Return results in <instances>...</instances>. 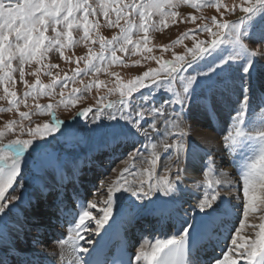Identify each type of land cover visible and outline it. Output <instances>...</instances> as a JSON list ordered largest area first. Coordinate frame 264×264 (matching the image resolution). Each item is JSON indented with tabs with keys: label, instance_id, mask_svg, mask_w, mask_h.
I'll return each instance as SVG.
<instances>
[{
	"label": "snow or ice",
	"instance_id": "obj_1",
	"mask_svg": "<svg viewBox=\"0 0 264 264\" xmlns=\"http://www.w3.org/2000/svg\"><path fill=\"white\" fill-rule=\"evenodd\" d=\"M118 3V0H115ZM187 2V0H185ZM247 3V0H246ZM172 0H141L140 3L116 7L115 3L111 6V11L115 13L116 20L108 21V25H119L120 19H125L124 26L121 27V35L113 37L110 42H102L101 49L111 52V62L116 63L117 51H126V46L132 44V33L137 27L134 23L135 16H139L138 28L140 31L147 33L150 27L155 24H148L149 17L159 14L161 18L175 16L174 12L167 9L174 7ZM217 10L221 5L219 0L216 3ZM192 7H201V5L193 4ZM99 8L105 19L109 16V4L100 3ZM240 11L245 15L240 19L239 23H219L215 18L212 24L220 32H213L212 28L205 26L198 29L201 32H208L214 36L210 42L201 47L200 43H196L194 48L190 50L192 56L191 61H185L183 57H176L175 62H166L161 68L154 72H145L128 85H118L121 99L117 104L108 103L103 111L97 108L90 127L91 137L99 138L106 148H113L123 143L127 139V133L120 126L123 121L125 125H130L135 132L140 133L148 138V143L144 146L147 150L149 147L151 159L148 163L152 166L147 170L148 184L147 188L141 182L140 187L134 188L124 180V173H121V179L117 180L108 189L107 200L104 201V207L100 209L102 215L95 219V228L90 227V222L94 219L90 211L95 204L83 203L79 205L78 220L72 229V247L76 253H84L86 256H76L75 264H196L193 258L196 250L210 242L215 235V229L220 223L222 212L217 203V193L213 191L211 194L205 193L204 198L200 200L198 212L201 214L199 221L193 222V216L187 217L181 225L182 231L179 235H173L168 239H157L151 246V251L141 250L133 260L132 257H126L122 250L113 252L111 255L106 251V240L115 235L116 226L124 222L136 214L138 209L144 205L145 201L152 202L153 207L150 211L153 214L167 216L174 207V201L169 199L154 200L153 198L159 193V197H172L178 191V182L181 180L184 168L182 164H186L189 159V148L184 141L185 133L181 130V113L187 107L194 85L197 83L198 77H207L210 73L218 69H223L230 61L243 60V72L247 77H251L249 71L252 68L256 51H250L248 44H259V54L264 57V20H257V17L264 15V0H255L254 3H247V6H241ZM96 11L88 0H0V84L5 80L12 81L10 74L13 70L12 61L18 60L20 65V79L24 81V65L32 61L39 62L47 52L56 47L63 59V49L71 44L76 43L72 39V30L81 28L83 31V40H88L90 30L97 27L96 24H90L88 17L96 15ZM193 21L195 18H192ZM51 29L54 34L52 37H46L45 33ZM195 33L185 34V38H190ZM251 35V40H249ZM63 37V39H61ZM102 39V38H101ZM247 41L248 43H246ZM180 41H177L179 43ZM144 43H147L145 35ZM228 43L232 45V53L227 57H221L219 62H213L212 66L207 70L186 75L187 69L194 63L211 56L220 49V45ZM138 43L133 47H138ZM151 51V49H147ZM93 59L106 61V57H89L85 62L84 74L88 72H100L103 70V64L97 66L92 63ZM49 68L56 67L50 65ZM50 74V73H49ZM81 75L79 70L75 71L72 77H65V86L69 79L75 81L76 77ZM163 76V80L158 81V77ZM152 82L149 86V93H140L139 97L132 94L138 89L145 87V81ZM178 82L179 91L176 85ZM31 91L26 96H32L39 87L40 94H43L47 88L53 85L41 86L37 81L35 85H27ZM97 88L100 84L95 85ZM92 85H88L85 90H89ZM164 89L169 92L171 99L160 105L150 103V98L156 91ZM7 96L15 97V92H9L8 88H4ZM73 96L69 99L75 103L77 90H72ZM125 97H131L126 99ZM104 98H101L103 100ZM63 102V101H62ZM20 101L15 99L9 100V105H17ZM204 103H208L204 101ZM250 85L247 79L241 84V98L236 114L232 117V128L228 134L224 136V142L228 148H233L238 144L240 139L246 135L241 128L245 123L246 110L249 108ZM178 106V107H177ZM177 108L179 110H177ZM37 109L41 113H47L52 116L50 123H45L40 127L29 128L27 131L28 139L17 138L4 143L0 140V224L4 223V217L11 209L9 205L16 206V202L23 198L24 180L27 171L33 166L30 159L35 152L38 154L39 164L43 167L49 162L50 154L47 152V145L50 141L47 139L53 132L59 131L60 138L65 142H73L77 139L78 133L70 126H65L64 122L57 120L52 112V106L47 109L37 105ZM11 111V107L8 109ZM92 109H86L80 113V116L87 118ZM21 118H28V113H21ZM102 117L106 118L109 123L105 124ZM116 124L113 125L112 122ZM9 130L12 129L10 124ZM23 135L24 129L20 128ZM159 141V145L163 147L165 153H168L166 160L168 161L167 170L170 172L172 166H175V178L170 179L168 176L158 177L153 182L154 169L160 161V155L155 152L156 143H152L153 135ZM4 136V132L0 131V137ZM55 138V137H54ZM255 139L259 142V155L250 163L245 165L243 179V195L245 203L243 206V215L247 217L250 212L258 211V204H264V192L257 195V189H264V131L255 133ZM171 140V142H169ZM172 151H169V150ZM144 153L139 149L130 154V159L143 156ZM210 166V165H209ZM129 171L128 169L125 170ZM207 175V173H205ZM123 181V182H122ZM219 183V181H217ZM15 185V186H14ZM11 189V192L8 190ZM131 192L135 200L138 201L137 208L119 209L117 207L118 197L115 195L120 192ZM7 193V195H6ZM107 225V227H105ZM245 227L243 220L235 229L232 235V244L243 248L241 255L246 259L247 264H264V223L259 225V231L256 232L255 238L251 240L244 239L240 235L241 229ZM103 229V234L101 230ZM94 232L99 239H92L83 233ZM4 239V234L0 231V240ZM83 240L91 248L80 243ZM243 240V243H238ZM63 243V241H61ZM216 264H236V260L229 259L228 254H224L223 260L217 259Z\"/></svg>",
	"mask_w": 264,
	"mask_h": 264
},
{
	"label": "rangeland",
	"instance_id": "obj_2",
	"mask_svg": "<svg viewBox=\"0 0 264 264\" xmlns=\"http://www.w3.org/2000/svg\"><path fill=\"white\" fill-rule=\"evenodd\" d=\"M88 2L93 5L97 13L94 16L90 15L88 17L90 24L97 25V27L90 30L88 40L82 39L83 31L81 28L73 29L71 33L72 39L76 41V43L68 45L63 49V59L61 58L60 52L57 50V48L53 47V49L47 52L46 55L39 60V62L32 61L31 63H26L24 65V81H21L20 79L19 61L13 60L12 68L14 71L10 73L13 77V80H5L3 84H0V131L4 132V136L0 137V140H2L4 143H8L9 141L17 138L28 139L29 137L27 136V131L29 128L34 129L36 127L42 126L45 123L51 122L52 116L46 112L41 113L37 109V105L43 109H47L48 106L51 105L52 112L55 114L56 119L64 122V124L66 122L65 126H70L78 133L77 139L71 143L62 140L60 138L59 131L53 132L50 136H48L47 139L50 141V143L47 145V152L50 154V157L49 162L43 167H41L39 164L38 154L35 152L32 154L30 159L33 161V166L27 171L25 175V180L23 182V198L16 202L15 207H13L11 204L9 205L11 211H9L4 217L5 222L0 224V231H2L3 234L5 233V229L8 226V221L12 219L16 209L18 210V208H20L21 205L33 194V189L35 188V185L38 181L43 182L44 180L42 181V179L52 173L53 169L57 166L60 168H65L69 164L72 165L80 156H83L84 153L86 154L90 149L97 147H102V150L105 149L103 142L99 138L90 136L89 129L90 127H94V125L91 124V121L97 108H101L103 111H108L104 108V105L108 103L118 105L121 99L120 91H122L118 85H128L139 77L143 76L145 72H154L159 70L161 65L166 62H175L176 57H183L185 61H191L192 56L190 54V50L194 48L196 43H200L201 47H203L206 43L210 42L212 39H215V37L210 35L208 32H201L198 31V29L207 26L212 28L213 32H220V30L216 29L212 24L213 18H215L219 23H239L240 19L245 15L240 11V7L247 6V3H254L255 0H247V3L246 0H219L221 5L219 10H217L215 6L217 0H187V2H185V0H172V3L175 6L167 9V11L174 12L175 16H168L166 18H161L159 14L150 16L148 24H155L156 26L150 27V30L147 33L139 30L138 25L140 21L139 16L136 15L134 23L137 25V27L133 30L131 36L132 44L126 46V51L116 52V63L111 62V52L102 50L100 46L102 42H110L113 40V37L120 36V29L125 24V19L121 18L119 25L111 27L108 25L109 20H116L115 13L111 11V6L113 3H115L116 7H122L125 5L140 3L141 0H118V3H116L115 0H88ZM100 3L109 4V16L107 19H105L101 9L99 8ZM193 4L201 5V7L194 8L192 7ZM192 18H195V20L193 21ZM257 20H264V15L257 17ZM187 33L195 34L190 38H185V34ZM45 35L46 37H52L54 34L52 33L51 29H48ZM145 35L147 36V43H144ZM61 39H63V37ZM249 40H251V35H249ZM177 41L180 42L177 43ZM245 42L248 43L247 41ZM137 43L139 46L133 47V45H136ZM248 47L250 51L257 52V56L255 57L256 61H254L252 68L249 69L251 77H247L242 70L244 64L243 60L230 61L229 64L225 65L223 69H218L215 72L210 73L207 77H198L197 83L193 87L189 103L181 113L180 124L181 130L185 133L183 139L186 145H188L189 142L187 139H190L188 137L189 129L194 127L193 124L188 122L185 123L188 117H200L204 121H208L209 119H212V114L219 113L223 115V118L216 124V127L212 123L214 131H212L211 134L213 133L214 138L216 136L215 139L218 143V146L221 144L218 147L220 153L224 154V156H227L231 151V148L226 146L223 139L228 132L224 131L223 129L227 127V130H230L232 128V117L236 114V110L239 107V100L241 98L242 82L245 79H247L249 82L250 100L252 98L251 94L253 92L256 94V97L264 96V57H261L259 54V44H248ZM147 49H151V51H147ZM231 53L232 45L228 43L222 44L216 53H213L211 56L200 60L199 63H194L187 69V73L185 74L191 75L202 70H207L208 67L212 66L213 62H219L221 57L227 58ZM101 55L107 58L106 61L102 62L99 59H93L92 63H95L98 67L103 64V70L100 72L92 71L84 74L85 62L88 60V58L90 56L95 58ZM50 65H56V67L49 68L48 66ZM77 70L81 72V75L77 76L75 81L69 79L65 86V77H72L74 72ZM157 79L158 81L163 80V76L161 75V77H158ZM37 81L41 86L53 85L54 81L55 85L54 87L47 88L43 94H40V89L38 87L32 96H26V93L31 91V89L30 87H26L25 82L27 85L31 86L37 84ZM97 83L100 84L99 88L95 86ZM151 84V81L146 80L145 87L138 89V91L132 95L139 97L141 92L148 94V88L151 86ZM88 85H92V87L89 90H85ZM5 87L8 88L9 92H15V97L7 96L4 92ZM176 88L177 91L180 90L178 87V82ZM73 89L77 90L76 96L79 97L78 99L73 97V99H75L74 104L72 103V100L69 99L70 96H73ZM161 95H163V97L168 96V99L160 98ZM170 95L171 94L166 90L160 89L151 96L150 103L158 106L165 101H169L171 99ZM101 98L104 99L101 100ZM125 98L131 99V97ZM10 99L18 100L20 103L10 106ZM204 101H207L208 103L206 104ZM259 101L260 98L258 101L251 100L250 106L246 110L245 123L243 124L255 127L257 130H260V127L262 128L263 124L259 125V127L256 126L264 119V117L261 115L258 116L250 114V110L253 111L254 105L256 104L259 106H256V109L263 113L262 107L260 106L264 107V102ZM10 107L11 111L8 110ZM83 107H92L93 111L87 116L86 119L84 118L83 120L73 124L69 123L71 117L76 113V111ZM177 110L179 109L177 108ZM21 113H28V118L22 119L20 115ZM101 119L103 123H109L106 118L102 117ZM256 122L258 123L256 124ZM206 123L207 122L203 123L202 126L196 125V127L207 131L208 128H206ZM10 124L12 125L11 130H9L8 127ZM112 124L115 125L116 122L113 121ZM243 125H241V128H244ZM120 126L126 131L127 139L123 143L112 148L113 151H117V153H115V155H118L117 157H113V154L108 155V152L106 154L105 150H107V148L103 151L104 154L101 155L103 158L110 156L109 160L104 159L102 161V164H106L108 167L104 171L100 170L97 172V178L93 180L94 182L92 184L96 189L94 188L93 190H89L91 192H86L89 194L87 197L88 202L90 201L91 203L95 204V207H104V201H106V198L108 197L106 188L108 185L112 186L114 182L120 180L121 173H124V180H126L127 183L129 181L144 183L149 179L147 170H149L152 166L148 163V161L151 159V152L153 150L150 147L146 150L144 147L148 143V138L140 133L135 132V130L132 129L130 125H125L123 121L120 122ZM21 127L24 129L23 135L20 132ZM221 131H223L222 134ZM152 135V143H156L158 145L155 149V152L160 155V160L163 158L165 159L168 153H165L163 147L159 145V141L155 138V134ZM169 142H171V140H169ZM243 142L249 143L247 140ZM137 149L144 153V155L130 159V154ZM169 151L172 150L170 149ZM258 155H255L254 159ZM158 163L154 169L155 174L152 177L153 181H155L156 176L159 177L163 172L167 171V167L165 165L162 166L160 163ZM126 169L129 171L126 172ZM136 171L137 173L139 172V179L135 178L138 176L135 173ZM169 173V178L173 179L175 177L174 165L172 166V170ZM205 173H207V175H205ZM211 175L213 174H210L208 170L200 171V181L204 185H209L210 182L219 181L221 178L219 173H217L218 179H216V176ZM193 178L194 174L190 177L191 182L194 181ZM8 191L11 192V189ZM242 191L243 190L240 192H232L233 195H231L230 198H233L232 200H234V197L241 194ZM241 200L245 203V197ZM95 207L91 208L90 210L94 220L102 215L100 211V213L97 212V214H95L97 211L95 210ZM263 207L264 205H261L258 208V212H255L257 218L264 213ZM240 209L242 211V214H240L243 217V206H240ZM93 213L95 215H93ZM35 214L38 216L39 222L42 221V218L39 217L38 212ZM239 221L240 219H237L238 224L240 223ZM261 223H264V219ZM261 223H259V225ZM259 225L257 226L258 228L255 227L254 229L256 232L259 230ZM252 226L253 225L248 227L250 231H253L252 228H250ZM28 230L30 231H28L30 236L26 235L27 233H25V229L23 231V235L27 237L26 240L30 238L35 239L37 236H32L33 233L31 232L36 229L31 230L28 228ZM242 234L244 239L247 240H250L253 236L252 232H244V229L241 231L240 235L242 236ZM14 238L17 239L16 236H14ZM9 239L11 241L13 240L10 237ZM238 243H243V240H238ZM22 244L26 245V243ZM17 245L20 249L21 247L19 246V243ZM231 246L235 248L236 253H241L244 250L242 249L239 251L238 245L234 246L232 241ZM35 250H37V248H35ZM23 251L24 250L21 249V252Z\"/></svg>",
	"mask_w": 264,
	"mask_h": 264
},
{
	"label": "bare ground",
	"instance_id": "obj_3",
	"mask_svg": "<svg viewBox=\"0 0 264 264\" xmlns=\"http://www.w3.org/2000/svg\"><path fill=\"white\" fill-rule=\"evenodd\" d=\"M160 98H167L168 99V96L163 97V95H161ZM254 101H256V99ZM256 106L257 105L255 104L253 111L250 110V114H254V115L259 116V115H261V112L256 109ZM211 118L212 119L211 120L209 119L208 121H204L200 117L199 118L198 117H194V118L188 117L187 118V121H185V123L188 122L190 124H193L194 127L189 129V134H188L189 136L188 137L190 139H187V141H189L187 146L189 148L190 154H189V159H188L187 163L181 165V167L184 168V171L182 173L181 180L178 182V191H176L174 194L175 199H172L171 197H159V195H160L159 193H157V196L153 198L154 200H162V199H169L172 201L177 200L178 205L175 206V209L178 211L177 216L180 220V225H182L184 220L187 218L185 216L186 210H183V208L180 206V204L182 202H184L187 205V208H185L188 210L187 215H189V217L191 214H192L191 216L194 215L193 221L196 220V218H199V216H200V214H196L198 212L199 202H200V200H202V198H200L197 195V190L202 187V183L200 181V172L198 171V169H199L200 164H202L204 160L207 159L210 162L211 168L213 170H215L216 173H219V175L221 177L220 181H222L221 183L226 184L225 189H227V191L222 192L223 194L226 193L223 196H225L227 198L228 197L227 195H229V196L233 195L232 194L233 190L228 189V188L236 186L235 183H233V177H234L233 176L234 175L233 170L228 167V163L226 161V158L224 157V154L220 153V150L218 149V147L221 144H219V146H218V143L215 139L216 136L214 138L213 133L211 134V132L214 131V128L212 127V123L216 127L217 126L216 124L222 120L223 115L216 113V114H212ZM205 122H207L205 125L209 131L208 130L207 131L202 130V129L196 127V125L202 126L203 123H205ZM65 124H66V122H65ZM104 148H106V147H104ZM101 151H102V147L90 149L86 154L84 153L83 156H80L76 160L74 165H68L65 168L64 167L60 168L57 166L54 168V169H56L55 171L53 169L52 173H50L48 176H45L44 177L45 179L44 178L42 179V181L44 180L43 182L38 181L36 183L35 188L33 189L34 190L33 194L25 202L23 201L24 203L21 205L20 208H18V210L15 211L12 219H10L8 221V224H7L8 226L6 227L5 233H4V239L1 240V242H0V260L3 256H7V259H9V258L13 259L16 255L19 254L20 249L18 248V245H17L18 244L17 242L19 239H21L20 240L21 243H26L25 246L28 247V250L26 251V253L22 254L24 256L34 255L36 258H38V254H35L36 251H33L34 247H36V246H37V250H40V251L43 250L44 252L48 253V255L51 257H58L60 259V257H62L63 255L66 256V252L64 249V247H65L64 243H61V244H60V242L55 243L52 240L47 241V239H45L44 237H41L42 235L43 236H49V234H51L50 231H47L48 233H46V231H45L46 229L47 230L50 229V228H46L45 221L51 218V216H50L51 213H50V210H48L46 208L39 211L36 208V205L39 203V201L42 198H44L45 193L51 194L52 192H54V190L59 191V190H62L63 187L66 188L68 183L73 181V179H76L77 172L79 174L82 173V168L80 167V165L82 166L83 163L87 164V162L92 163L91 158L93 156V153H100ZM159 163L162 166L165 165L167 167L168 161L166 160V158L165 159L163 158L159 161ZM139 164H141V163H139ZM166 167H164V168H166ZM138 171H140V170H138ZM135 173H136V175H138L135 178L139 179L140 178L139 172L137 173V171H136ZM168 173H169V171L167 170L166 172H163L161 175L159 174L160 175L159 177L168 176ZM193 174H194V178H193L194 181L191 182L190 177ZM156 178H158V176H156L155 179ZM226 178H229V179H226ZM78 181H79L77 183L78 187L76 190H78V189L82 190L84 185L80 184V181L82 182V181H86V180L84 179V180H78ZM153 182H155V181H153ZM128 184H130L134 188H138V187H140L141 182L138 183L136 181H129ZM147 184H148V180L143 183V186L145 187V189L147 188ZM110 187H111V185H108L107 188L105 187L107 192H108V189ZM238 191L240 192L241 189L239 188ZM262 192H264V189L258 188L257 195H260ZM115 195L118 197V202H117L118 210L124 209L125 207H126L125 209L137 208V203H139V202L135 200V197L132 196L131 192H123L122 191L120 193H116ZM73 196H76L74 194V188L66 190L63 193L62 198L66 197V199H67L66 200V204L68 205L67 209H72V207H74V205L75 206L78 205V202L72 201ZM242 197L244 198L243 191L241 194L236 195V197H234L233 201L237 202V203L239 202V206H244V201L242 202V200H241V199H243ZM184 200H186V201H184ZM34 201H35V203H34ZM88 203H90V201ZM218 204L220 206V209H222L220 202H218ZM257 204H258V208L261 205L262 206L264 205L260 202H257ZM152 207H153L152 202L145 201L144 205L142 207H140L138 209L137 213L136 214L134 213L132 216H142V217L144 215H147V217L155 216L156 214H153L150 211V209ZM100 209H101L100 207H95V210H97L95 214H97V212H99ZM69 211L70 210H67L66 212H69ZM75 211H76V209H75ZM36 212H38L39 217L42 218V221H40L41 222V224H39L40 226L39 227L37 226L35 228L36 223H38V221H37L38 216L35 214ZM95 214L93 213V215H95ZM222 219H223V217H221V220ZM263 219H264V216H262V215H260L257 218L255 212H250L247 217H244V215H243V217L240 219V221L243 220L245 223V227L243 228L244 232H247V233L252 232L253 233V236L251 237V239L255 238L254 233L256 232V230H254V229H255V227H257L259 225V223L262 222ZM163 220H167V219L162 218V221ZM221 220H220V222H221ZM91 222H92L91 224L93 225V229H94L95 228V220L93 219ZM239 225H240V223H239ZM239 225H238V227H239ZM251 225H253L252 227H250V228H252L253 231H250V229H248V227ZM105 227H107V225H105ZM28 228L31 230L32 229L39 230V228H41V232L39 235H37V237H35V239L30 238V239L26 240L27 237H25L23 235L24 234L23 231L25 229L28 232ZM243 229H241V231ZM101 234H103V229L101 230ZM26 235L30 236V233L26 234ZM14 236H16L18 240L15 239ZM32 236H34V235L32 234ZM88 236L90 238L92 237V239H99V237H97L94 232H92L91 234H88ZM242 236H243V234H242ZM9 237L11 239L14 238L15 241L13 239V243L9 242L10 241ZM156 240H157V238H155V237L152 240H144L141 243V245L134 251L135 257L138 255V253L142 249L145 251H151V246L156 242ZM231 241H232V239L229 241V246H231ZM49 242H50V244L48 246ZM83 244L86 247H89V248L92 247V245H87L86 243H83ZM242 249L243 248H238L239 251ZM229 251L231 252V253L230 252L227 253L229 256V259H234V260H236V262L244 260L243 259L244 256L241 255V253H243L244 250L241 253L240 252L236 253L235 248L233 246H231V248H229ZM68 256H70V254H68ZM231 257H233V258H231ZM141 264H143V261H141ZM214 264H216V262Z\"/></svg>",
	"mask_w": 264,
	"mask_h": 264
},
{
	"label": "water",
	"instance_id": "obj_4",
	"mask_svg": "<svg viewBox=\"0 0 264 264\" xmlns=\"http://www.w3.org/2000/svg\"><path fill=\"white\" fill-rule=\"evenodd\" d=\"M86 109H91V108H82V109H80V110L74 115V117H73L72 119H73L74 121L81 119L82 117L80 116V113L83 112V111L86 110Z\"/></svg>",
	"mask_w": 264,
	"mask_h": 264
}]
</instances>
